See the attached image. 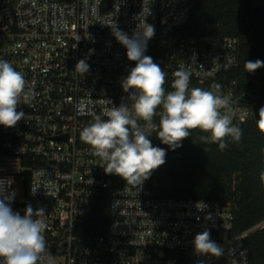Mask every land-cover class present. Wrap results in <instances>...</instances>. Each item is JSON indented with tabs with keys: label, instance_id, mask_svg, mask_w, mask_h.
I'll return each mask as SVG.
<instances>
[{
	"label": "built area",
	"instance_id": "1",
	"mask_svg": "<svg viewBox=\"0 0 264 264\" xmlns=\"http://www.w3.org/2000/svg\"><path fill=\"white\" fill-rule=\"evenodd\" d=\"M192 7V0H0V59L24 74L30 97L18 105L25 116L16 126L0 125V159L9 164L0 166V198L44 209L46 252L39 264H250L245 237L264 222L232 234L231 203L159 198L157 169L140 185L127 183L106 174L80 139L105 107L131 104L132 90L125 93L121 81L135 62L113 29L131 37L143 22L154 26L145 55L167 74L166 93L183 66L191 72L189 88L221 86L233 123L253 118V93L237 79L220 80L238 66L239 38L186 33ZM81 59L89 65L83 76L75 72ZM81 102L84 113L77 111ZM104 191L112 218L107 232L77 233ZM204 230L222 247L221 256L195 252L193 240Z\"/></svg>",
	"mask_w": 264,
	"mask_h": 264
},
{
	"label": "clouds",
	"instance_id": "2",
	"mask_svg": "<svg viewBox=\"0 0 264 264\" xmlns=\"http://www.w3.org/2000/svg\"><path fill=\"white\" fill-rule=\"evenodd\" d=\"M113 34L127 49L128 60L135 62V67L121 81L125 93L132 90L131 104L105 107L80 131L81 141L100 158L106 174L140 185L162 166L166 151L153 146L152 131L173 150L196 129L207 134L199 137L201 142L217 144L221 151L229 147V142L241 141L242 129L233 123L234 109L230 99L220 93L219 84L212 89L189 88L191 72L181 66L173 74L174 90L166 93L167 74L152 57L145 55L148 41L155 34L154 26L143 22L131 37L116 28ZM262 66L264 61L260 60L244 63L248 72ZM88 70L85 59L77 62L75 72L80 76ZM26 83L21 71L11 62L0 59V125L14 127L24 118L25 113L18 111V105L22 101L30 102ZM76 107L79 113L85 112L84 102ZM158 107L162 108L159 113ZM157 115L159 122L155 123ZM140 121L144 122L143 126ZM256 127L264 135V106L259 109ZM261 154L264 157V149ZM259 180L264 188V170L260 171ZM11 200V196L0 198V264H39L46 252L47 225L42 219L45 211L43 208L34 211L28 206L21 216L12 210ZM193 247L199 255L219 257L223 254L222 247L211 239L209 230L196 234Z\"/></svg>",
	"mask_w": 264,
	"mask_h": 264
},
{
	"label": "trees",
	"instance_id": "3",
	"mask_svg": "<svg viewBox=\"0 0 264 264\" xmlns=\"http://www.w3.org/2000/svg\"><path fill=\"white\" fill-rule=\"evenodd\" d=\"M109 3V0H105ZM185 31L191 35H233L239 38V63L220 76L237 79L242 89L253 93L254 116L235 122L242 129L239 143L219 150L217 144L203 143L199 129L172 149L155 134L153 146L166 151L165 163L156 170L159 198H194L231 203L235 222L232 234H241L264 222V188L259 173L264 170L261 149L264 135L256 127L259 109L264 106V66L254 72L244 68L247 61H264V7L258 0H192ZM251 83V84H250ZM110 194L95 197L92 211L81 218L77 233L88 237L105 234L112 220ZM14 212L25 214L26 205L10 203ZM250 264H264V225L245 237Z\"/></svg>",
	"mask_w": 264,
	"mask_h": 264
},
{
	"label": "rangeland",
	"instance_id": "4",
	"mask_svg": "<svg viewBox=\"0 0 264 264\" xmlns=\"http://www.w3.org/2000/svg\"><path fill=\"white\" fill-rule=\"evenodd\" d=\"M259 3L264 7V0H258ZM8 161L6 159H0V166H8Z\"/></svg>",
	"mask_w": 264,
	"mask_h": 264
},
{
	"label": "water",
	"instance_id": "5",
	"mask_svg": "<svg viewBox=\"0 0 264 264\" xmlns=\"http://www.w3.org/2000/svg\"><path fill=\"white\" fill-rule=\"evenodd\" d=\"M251 84V83H250Z\"/></svg>",
	"mask_w": 264,
	"mask_h": 264
}]
</instances>
